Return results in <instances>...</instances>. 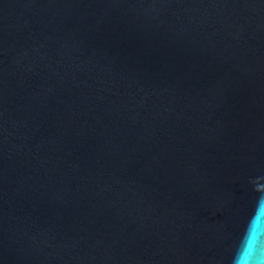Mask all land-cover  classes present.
Masks as SVG:
<instances>
[{
  "label": "water",
  "instance_id": "obj_1",
  "mask_svg": "<svg viewBox=\"0 0 264 264\" xmlns=\"http://www.w3.org/2000/svg\"><path fill=\"white\" fill-rule=\"evenodd\" d=\"M0 264H264V0H0Z\"/></svg>",
  "mask_w": 264,
  "mask_h": 264
}]
</instances>
